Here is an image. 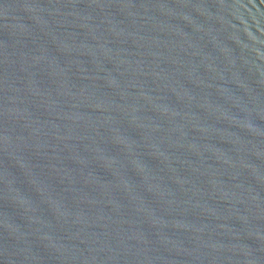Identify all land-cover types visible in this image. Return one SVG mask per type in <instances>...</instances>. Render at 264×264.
Here are the masks:
<instances>
[{
    "label": "water",
    "instance_id": "water-1",
    "mask_svg": "<svg viewBox=\"0 0 264 264\" xmlns=\"http://www.w3.org/2000/svg\"><path fill=\"white\" fill-rule=\"evenodd\" d=\"M0 264H264V0H0Z\"/></svg>",
    "mask_w": 264,
    "mask_h": 264
}]
</instances>
